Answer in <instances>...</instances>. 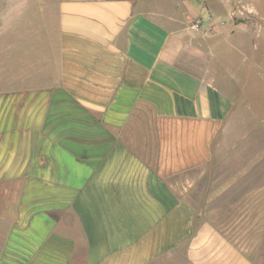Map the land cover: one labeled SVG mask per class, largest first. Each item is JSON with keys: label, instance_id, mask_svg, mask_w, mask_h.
<instances>
[{"label": "crops", "instance_id": "crops-1", "mask_svg": "<svg viewBox=\"0 0 264 264\" xmlns=\"http://www.w3.org/2000/svg\"><path fill=\"white\" fill-rule=\"evenodd\" d=\"M187 7L57 0L44 40L0 24V264H264L244 29L190 30Z\"/></svg>", "mask_w": 264, "mask_h": 264}, {"label": "rangeland", "instance_id": "rangeland-1", "mask_svg": "<svg viewBox=\"0 0 264 264\" xmlns=\"http://www.w3.org/2000/svg\"><path fill=\"white\" fill-rule=\"evenodd\" d=\"M153 7L167 10L171 15L178 16L187 14L188 2L191 0H148ZM200 3V8L207 13V22L204 23L200 18L189 20V24L200 23L206 29H213L216 26H223L226 29H235L242 26L244 31L238 36L240 45V54L243 59L249 58L241 68L239 74L244 75L249 80L248 87L240 102L248 104L255 109L259 115L260 121L264 122V0H196ZM57 0H0V24L10 28V34L14 39L22 34L25 37H32L33 24L40 23L41 39L48 36L47 26H51L55 19V7ZM38 16L39 21L38 22ZM3 21V23H2ZM21 27L16 32L17 28ZM52 33V32H51ZM17 36V37H16ZM13 40V38H12ZM43 48V47H42ZM31 51V49H29ZM43 50V49H42ZM48 49H46V55ZM30 55L32 53L30 52ZM213 151L217 157L221 158L225 151V143H214ZM264 149V146L263 148ZM261 145H255L250 151H260ZM252 166L253 161L250 158L246 161ZM236 163L232 164L235 168ZM240 164H238V167ZM260 167L261 165L258 164ZM190 178L194 176L189 175ZM226 178V176H225Z\"/></svg>", "mask_w": 264, "mask_h": 264}, {"label": "built area", "instance_id": "built-area-1", "mask_svg": "<svg viewBox=\"0 0 264 264\" xmlns=\"http://www.w3.org/2000/svg\"><path fill=\"white\" fill-rule=\"evenodd\" d=\"M200 23H192L191 25H190V30H193V31H198L199 29H200Z\"/></svg>", "mask_w": 264, "mask_h": 264}]
</instances>
